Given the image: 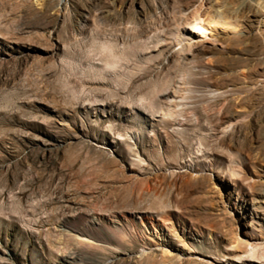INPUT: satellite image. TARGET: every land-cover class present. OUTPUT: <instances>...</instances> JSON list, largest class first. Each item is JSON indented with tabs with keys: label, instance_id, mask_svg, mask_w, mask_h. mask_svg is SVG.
Listing matches in <instances>:
<instances>
[{
	"label": "rangeland",
	"instance_id": "374dc122",
	"mask_svg": "<svg viewBox=\"0 0 264 264\" xmlns=\"http://www.w3.org/2000/svg\"><path fill=\"white\" fill-rule=\"evenodd\" d=\"M0 264H264V0H0Z\"/></svg>",
	"mask_w": 264,
	"mask_h": 264
},
{
	"label": "bare ground",
	"instance_id": "6f19581e",
	"mask_svg": "<svg viewBox=\"0 0 264 264\" xmlns=\"http://www.w3.org/2000/svg\"><path fill=\"white\" fill-rule=\"evenodd\" d=\"M249 5V4H248ZM248 9H249V12L251 13L250 15H252V16H254V17H258V12H257V10L255 9V8H250V7H248ZM241 12V11H240ZM248 12V13H249ZM250 20V19H249ZM263 195V194H262Z\"/></svg>",
	"mask_w": 264,
	"mask_h": 264
}]
</instances>
